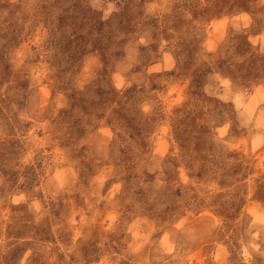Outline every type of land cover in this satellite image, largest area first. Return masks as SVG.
<instances>
[{"label": "clouds", "instance_id": "clouds-1", "mask_svg": "<svg viewBox=\"0 0 264 264\" xmlns=\"http://www.w3.org/2000/svg\"><path fill=\"white\" fill-rule=\"evenodd\" d=\"M0 264H264V0H0Z\"/></svg>", "mask_w": 264, "mask_h": 264}]
</instances>
